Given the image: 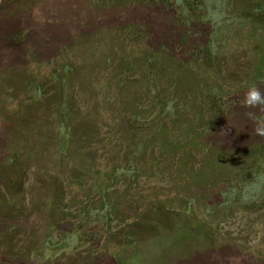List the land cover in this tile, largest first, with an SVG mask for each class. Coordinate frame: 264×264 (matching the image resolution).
I'll return each mask as SVG.
<instances>
[{
	"label": "rangeland",
	"instance_id": "1",
	"mask_svg": "<svg viewBox=\"0 0 264 264\" xmlns=\"http://www.w3.org/2000/svg\"><path fill=\"white\" fill-rule=\"evenodd\" d=\"M205 1L0 0V264H264V0Z\"/></svg>",
	"mask_w": 264,
	"mask_h": 264
},
{
	"label": "trees",
	"instance_id": "2",
	"mask_svg": "<svg viewBox=\"0 0 264 264\" xmlns=\"http://www.w3.org/2000/svg\"><path fill=\"white\" fill-rule=\"evenodd\" d=\"M123 4L119 3V5H127V4H141L147 6L154 5H177V7L182 10L186 15L188 13H192L191 5H189V0H122ZM209 0H206L205 3H208ZM218 0H214L212 2L217 3ZM220 2V1H219ZM218 2V3H219ZM253 12H249L248 15H254L259 17L264 14V2H258L255 5V8L252 9ZM251 13V14H250ZM252 18V16H250ZM264 16H261L259 19H262Z\"/></svg>",
	"mask_w": 264,
	"mask_h": 264
},
{
	"label": "clouds",
	"instance_id": "3",
	"mask_svg": "<svg viewBox=\"0 0 264 264\" xmlns=\"http://www.w3.org/2000/svg\"><path fill=\"white\" fill-rule=\"evenodd\" d=\"M246 103L248 104L264 103V97L261 96V94L255 88V86H252L249 89L247 93ZM255 133L257 135L264 136V118H256Z\"/></svg>",
	"mask_w": 264,
	"mask_h": 264
}]
</instances>
